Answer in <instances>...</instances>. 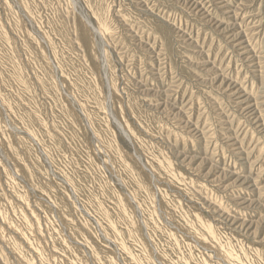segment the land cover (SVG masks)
Listing matches in <instances>:
<instances>
[{"label":"rangeland","instance_id":"1","mask_svg":"<svg viewBox=\"0 0 264 264\" xmlns=\"http://www.w3.org/2000/svg\"><path fill=\"white\" fill-rule=\"evenodd\" d=\"M214 1L0 0V264H264V0Z\"/></svg>","mask_w":264,"mask_h":264},{"label":"bare ground","instance_id":"2","mask_svg":"<svg viewBox=\"0 0 264 264\" xmlns=\"http://www.w3.org/2000/svg\"><path fill=\"white\" fill-rule=\"evenodd\" d=\"M215 3H216V6H219V5H222V4H220L219 2H220V0H215L214 1ZM220 7V6H219ZM227 12V11H226ZM86 13V12H85ZM241 17V16H240ZM93 18H94V16H93ZM96 25L95 26H93L92 24H91V29L94 31V33L98 36V35H100L101 36V34L104 32V29H105V25H103L102 24V21L99 19V18H97L96 17ZM192 25V24H191ZM195 27V26H194ZM99 36V37H100ZM189 38V37H188ZM101 40V39H100ZM113 40V39H112ZM204 40V39H203ZM97 43H99V42H97ZM100 47V46H99ZM196 52V51H195ZM244 54H246V53H244ZM249 59V58H248ZM234 60V59H233ZM152 61V60H151ZM247 62H249V61H247ZM236 63V62H235ZM252 64V63H251ZM169 66V65H168ZM241 67V66H240ZM173 76V75H172ZM225 78V77H224ZM169 83V82H168ZM141 84V83H140ZM143 85V84H142ZM247 94V93H246ZM260 96V95H259ZM256 102V101H255ZM263 102V101H262ZM257 104V103H256ZM255 109H256V107H255V105H253V107L252 106H250L249 107V109L247 110L248 111V114H250V116H254V114H255ZM257 110V109H256ZM259 110V109H258ZM184 113V112H183ZM222 113V112H221ZM248 116V115H247ZM225 122V121H224ZM183 131V130H182ZM208 133V132H207ZM208 135V134H207ZM245 164V163H244ZM249 164V163H248ZM217 168V167H216ZM241 169V168H240ZM244 170V169H243ZM251 180V179H250ZM257 201V200H256ZM240 225H241V223H240ZM221 250V249H220ZM222 251V250H221ZM221 254V253H220ZM224 254V253H223ZM232 255V254H231ZM224 256V255H223ZM220 260V259H219ZM226 260H228V259H226ZM233 261V260H232Z\"/></svg>","mask_w":264,"mask_h":264}]
</instances>
